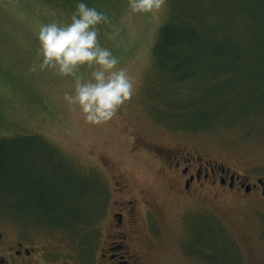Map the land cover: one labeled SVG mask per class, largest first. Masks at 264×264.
Segmentation results:
<instances>
[{"label": "rangeland", "instance_id": "374dc122", "mask_svg": "<svg viewBox=\"0 0 264 264\" xmlns=\"http://www.w3.org/2000/svg\"><path fill=\"white\" fill-rule=\"evenodd\" d=\"M85 2L110 17L99 41L136 85L102 125L64 100L72 77L29 70L40 25L70 23L77 0H0V155L15 163L11 174L0 162V231L28 236L57 264H108L103 248L119 234L129 264H264V0H165L155 15L127 0ZM168 21L207 45L191 78L156 63ZM232 61V81L212 79ZM215 166L256 187L220 184Z\"/></svg>", "mask_w": 264, "mask_h": 264}, {"label": "clouds", "instance_id": "9594fccd", "mask_svg": "<svg viewBox=\"0 0 264 264\" xmlns=\"http://www.w3.org/2000/svg\"><path fill=\"white\" fill-rule=\"evenodd\" d=\"M165 0H127L132 13L155 15ZM110 17L85 0H77L70 23L51 21L41 24L37 33L38 64L31 72L49 70L61 77H72V92L64 100L79 109L84 121L102 125L113 119L118 109L134 94L135 80L127 69L118 67L119 59L99 41V26L110 24ZM82 66L91 69L87 79L78 72Z\"/></svg>", "mask_w": 264, "mask_h": 264}, {"label": "flooded vegetation", "instance_id": "af4514ba", "mask_svg": "<svg viewBox=\"0 0 264 264\" xmlns=\"http://www.w3.org/2000/svg\"><path fill=\"white\" fill-rule=\"evenodd\" d=\"M177 166L179 167L180 165L177 164ZM212 172L214 174L219 173L220 184H228L230 188L235 187L236 184H240L241 187H244L245 191L248 186L251 192L254 187H256V185H246L245 179L241 178L235 172H232L231 175H229L228 171L224 167L219 168L215 166L212 169ZM233 173L235 174L232 179ZM182 174H189L188 166L182 168ZM201 174V169L196 171L195 175L190 174L188 179L185 180L184 188L186 190L190 189L195 180L198 181L201 179ZM205 177L207 176L205 175ZM258 183L262 186V194L264 195V181L260 179ZM129 203L130 205L132 204L131 202ZM120 206L121 209L114 214L115 218H117V226L119 228H121L124 224L123 210H128L125 203L120 204ZM124 235L121 236V234H119L113 236V239L110 241H106V246L103 248L104 252L101 256L108 264H129L130 260L127 259L128 256L123 254V248L125 246V241L123 239ZM49 252L50 251L48 250H38L34 245H32L31 241L28 240V236H19L15 232L13 235L7 236L5 232L0 231V264H57L56 260H52L49 257Z\"/></svg>", "mask_w": 264, "mask_h": 264}, {"label": "trees", "instance_id": "16d2710c", "mask_svg": "<svg viewBox=\"0 0 264 264\" xmlns=\"http://www.w3.org/2000/svg\"><path fill=\"white\" fill-rule=\"evenodd\" d=\"M171 22H167L160 30L158 39L154 46L153 54L157 64L166 63L167 70L175 78L180 80L188 79L194 76V73L197 70H200L207 61L206 53L202 54L204 49L207 48L205 43H200L198 40V34H187L185 35H177L173 34L171 30ZM244 44L241 45L240 49L246 48ZM176 51H178L176 53ZM209 53H216L219 58L225 57H243L244 50L242 52H237L235 54H228L227 51H215ZM202 54V55H201ZM237 61L230 62L226 68H219L217 69L216 73L212 72L210 75L212 79L214 78L215 81H220L223 78H226L232 81V77L229 73V69L237 67ZM9 157L5 158L4 154L0 155V162L3 166L8 167L11 170V174L13 169L15 168V163L11 160L8 161ZM3 159V162H2Z\"/></svg>", "mask_w": 264, "mask_h": 264}, {"label": "water", "instance_id": "95a60500", "mask_svg": "<svg viewBox=\"0 0 264 264\" xmlns=\"http://www.w3.org/2000/svg\"><path fill=\"white\" fill-rule=\"evenodd\" d=\"M234 178V175H233V177H232V179ZM250 191V189H249V187H247L246 188V192H249Z\"/></svg>", "mask_w": 264, "mask_h": 264}]
</instances>
